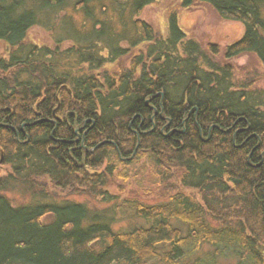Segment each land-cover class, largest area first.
Here are the masks:
<instances>
[{"label": "trees", "instance_id": "trees-1", "mask_svg": "<svg viewBox=\"0 0 264 264\" xmlns=\"http://www.w3.org/2000/svg\"><path fill=\"white\" fill-rule=\"evenodd\" d=\"M156 1L0 0V264H264V87L232 62L264 66V0H198L244 26L223 52L187 39L176 9L166 36L140 18ZM39 25L53 45L28 39ZM137 144L166 199L111 191Z\"/></svg>", "mask_w": 264, "mask_h": 264}, {"label": "rangeland", "instance_id": "rangeland-1", "mask_svg": "<svg viewBox=\"0 0 264 264\" xmlns=\"http://www.w3.org/2000/svg\"><path fill=\"white\" fill-rule=\"evenodd\" d=\"M183 1L184 0H158L147 5L143 9L140 18L151 23L157 30L166 36L169 32V13L172 9H176L178 11L181 28L188 34L189 38L198 40V42L202 44L204 50H208V47L212 44L217 45L220 51L223 52L228 45L234 43L243 35L244 26L241 22L224 19L212 5L197 0L191 6L184 7L181 5ZM28 39L44 45H53L55 41L53 33L40 25L30 29ZM69 44L70 43L67 41L64 45L68 46ZM124 45L128 46L127 43ZM7 51V43L0 40V58L7 56ZM136 51L137 50H135L134 53H136ZM222 58L223 55L220 54V59ZM232 62L236 67V74L240 80L252 79L254 80V85L264 87V66L256 55L251 53L243 54L234 58ZM127 63L129 64V59ZM151 166L150 162L144 161L132 167L129 172L132 173L133 176L127 182L123 181L122 183L121 180H118L116 184L112 185V188L116 191V185L120 183V185L126 186L130 192L127 195L134 196L136 194L146 204H152L166 199L161 196L163 195V188L160 194L156 195L158 193V188L154 183L155 179L152 174L154 170H152ZM136 173L139 174L137 178H135ZM176 178L177 175L174 174L171 181L173 182L172 184L178 188V178ZM150 189H154L153 194L147 195L146 192ZM179 189L182 192L191 193L194 196L198 193L192 189L182 187L180 184ZM13 191L10 193L11 197H17V201L21 202L23 199H20V191ZM66 197H69L67 193L59 195V199L61 200ZM123 197L124 196L119 197V200L124 199ZM72 198L81 202L88 201L90 207L99 211L114 207V203H102L101 199L95 200L86 195H75L72 196ZM110 213L118 217L125 215L122 211L116 213V211L113 210L110 211ZM121 225L123 224H116V226Z\"/></svg>", "mask_w": 264, "mask_h": 264}, {"label": "bare ground", "instance_id": "bare-ground-1", "mask_svg": "<svg viewBox=\"0 0 264 264\" xmlns=\"http://www.w3.org/2000/svg\"><path fill=\"white\" fill-rule=\"evenodd\" d=\"M21 3H24V2H21ZM184 3V1L181 3V5ZM209 4V3H208ZM187 5L188 6H190V3H187ZM211 5V4H210ZM263 10V13H264V9H262ZM82 39H84L86 42L87 41H89V39L88 38H82ZM187 39H191V38H189V36H188V34H187ZM193 39H195V38H193ZM196 40V39H195ZM32 41V40H31ZM85 41H83V40H80L79 41V43H83L84 44V42ZM196 41H198V40H196ZM32 42H34V43H36V44H39V45H44V44H40V43H37V42H35V41H32ZM20 58H22V59H24V57H20ZM132 58V57H131ZM131 58H130V55H127V56H125V57H119L116 61H114V62H111V60L110 61H108V63L106 62V71H109V73H111L112 72V69H114V68H116L117 67V65L118 64H122V65H126V66H128L129 64L127 63L128 62V59H129V63H130V61H131ZM92 60V59H91ZM90 60V61H91ZM122 62V63H121ZM63 63V62H62ZM0 70H1V68H0ZM76 70H78V69H76ZM99 74V73H98ZM251 80V79H250ZM111 81H112V78H111ZM252 81V80H251ZM113 84H115V85H117V84H119L120 82L118 81V80H115V81H113L112 82ZM151 99L148 97V99H147V101H146V103H147V105H150L151 106V101H150ZM217 125H213V127L212 128H214V127H216ZM23 128H24V126H23ZM77 133H78V131H76ZM166 136H168V135H166ZM16 137L18 138V139H20L21 137H20V133H19V131L17 130V134H16ZM118 149V148H117ZM142 150V149H141ZM141 150H140V145L139 144H137L136 146L134 145V147L132 148V151L128 154V155H121V157H122V159L125 161V164H126V162H127V172L129 173L127 176H125L124 177V179L123 180H121L122 181V183H123V181H125V182H127L133 175H132V173H130L129 172V170L130 169H132V167H134V166H136V165H138V164H141L142 162H144V161H151V158H149L148 157V155L147 154H145V150H143L142 151V153H141ZM118 151H119V149H118ZM144 153V154H143ZM152 167V166H151ZM157 169H158V172L161 174V170H160V166L159 165H157ZM152 170H153V167H152ZM138 173H136V175H135V178H137L138 177ZM37 177H39L40 179H45L46 178V174H44V173H41L39 176H37ZM85 182H88V186H94V185H96V183H95V180H88V179H86L85 180ZM119 185V188H118V195H117V197H121V196H124L123 198H125V197H136V198H138V196L135 194L134 196H130V195H127V194H129L130 192L128 191V189L126 188V186H123L122 185V187H121V185H120V183L118 184ZM110 187H111V191L112 192H114V189L112 188L113 186L112 185H110ZM168 187L171 189V187L168 185ZM14 190H16V191H20V188L19 189H14ZM177 190L178 189H176V187L173 189V191L172 192H170V193H172V194H174V193H176L177 192ZM21 193V192H20ZM24 196V197H23ZM18 197H19V195H18ZM27 197V195H25L24 193H21V195H20V199H23L22 200V202L25 200V198ZM19 202V201H18ZM76 202H81V201H78V200H76ZM81 203H83V204H86V205H89V203H88V201H83V202H81ZM110 214H108L107 213V216H109ZM50 220V219H49Z\"/></svg>", "mask_w": 264, "mask_h": 264}]
</instances>
